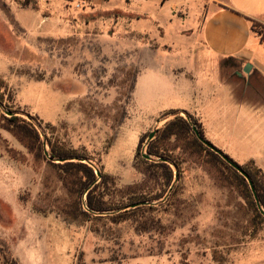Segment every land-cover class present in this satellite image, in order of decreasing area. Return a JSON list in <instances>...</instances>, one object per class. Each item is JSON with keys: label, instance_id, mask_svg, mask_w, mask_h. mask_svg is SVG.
Listing matches in <instances>:
<instances>
[{"label": "rangeland", "instance_id": "obj_1", "mask_svg": "<svg viewBox=\"0 0 264 264\" xmlns=\"http://www.w3.org/2000/svg\"><path fill=\"white\" fill-rule=\"evenodd\" d=\"M131 20L107 4L0 0V264H264V230L253 237L244 223L250 206L241 190L221 188L193 162L182 164L177 207L139 213L154 228L138 232L133 221L107 219L67 224L55 213L34 211L35 204L54 203L62 189L49 155L45 161L30 154L6 130L4 117L32 122L48 154V141L64 143L96 170L124 175L114 176L118 187L106 186L114 194L140 179L135 163L156 160L147 150L159 129L177 115L188 118L164 115L179 105L174 83L184 79L174 71L183 64L182 46L134 32ZM252 83L250 100L264 112V81ZM243 89L237 99L245 100ZM239 164L264 172L257 161Z\"/></svg>", "mask_w": 264, "mask_h": 264}, {"label": "crops", "instance_id": "obj_2", "mask_svg": "<svg viewBox=\"0 0 264 264\" xmlns=\"http://www.w3.org/2000/svg\"><path fill=\"white\" fill-rule=\"evenodd\" d=\"M88 2L93 7L107 4V9L118 8L127 17L133 16L127 27L150 34L162 46L180 44L183 64L174 71L184 79L174 83L179 105L165 112L193 116L203 126L205 137L237 163L253 160L264 166V112L256 110L258 106L249 97L254 77L264 81V41L254 33L251 21L264 26V0ZM248 64L251 69L246 73ZM140 77L141 74L136 90ZM240 87L244 88L243 96H248L245 100L237 99ZM261 102L264 104L263 98ZM253 135L255 140L250 141ZM115 174V177H124L121 173Z\"/></svg>", "mask_w": 264, "mask_h": 264}, {"label": "trees", "instance_id": "obj_3", "mask_svg": "<svg viewBox=\"0 0 264 264\" xmlns=\"http://www.w3.org/2000/svg\"><path fill=\"white\" fill-rule=\"evenodd\" d=\"M67 1L72 2V0ZM251 21L254 33L264 41V26L257 21ZM139 76L135 79L133 92L136 91ZM170 113L178 112L171 111L164 115ZM4 119L7 123L6 130L30 154L47 161L42 139L32 122L16 115L11 118L4 117ZM193 125L207 139L203 126L191 115H188V118L177 115L174 119L167 121L159 129L155 138L151 140L147 150L156 160L142 159L140 164L135 163V172L140 179L124 185L117 194L106 192L108 186H118L115 177L106 174L103 167L96 170L89 163L84 162L88 158L80 154L78 150L65 148L64 143L59 146L57 143L53 144L48 141L51 161L47 162L54 169L55 183L60 185L62 193L55 198L54 203L35 204L34 211L44 216L55 213L67 224L81 225L88 221L107 219L115 224L133 221L138 232L146 228H154L157 223L155 221H140L139 213L143 211L155 212L157 209L169 205L177 207V198L180 197L184 172L182 164L193 162L206 171L210 177H213L221 188L241 190L240 193H243L250 206L248 209L250 220L244 221V223L248 224L247 228L252 232L253 237H256L261 230H264V215L257 206L248 181L197 138L193 131ZM138 155L139 152H137V157ZM227 156L230 158L229 155ZM160 158L168 159L175 166L176 171L169 162L157 160ZM61 160V163H55ZM254 162L251 160L250 164H254ZM240 166L253 181L259 203L264 210V172L262 169H257L254 172L249 167ZM96 171L101 173L100 178ZM47 186L49 187L48 184ZM243 188L246 193L243 192ZM85 194L86 201L84 203L83 196ZM116 197H120L121 200L117 206L112 201ZM70 200H74V204L68 203ZM151 203H159V207L151 205ZM134 205L136 207H133ZM13 264H17L16 260H13Z\"/></svg>", "mask_w": 264, "mask_h": 264}, {"label": "water", "instance_id": "obj_4", "mask_svg": "<svg viewBox=\"0 0 264 264\" xmlns=\"http://www.w3.org/2000/svg\"><path fill=\"white\" fill-rule=\"evenodd\" d=\"M251 69V65L248 64L245 72L248 73L249 70ZM11 115V114H10ZM193 131L195 133V135L197 136V138L204 144L206 145L209 149H211L212 151H214L215 153H217L224 161H226L230 166H232L236 171H238L249 183L250 188L252 190V193L255 197L257 206L259 208V210L261 211V213L264 215V210L261 207V204L259 203V198L254 186L253 181L251 180V178L249 177V175L243 170V168L237 164L236 162H234L233 160H231L224 152H222L221 150H219L216 146H214L211 142H209L207 139H205L199 132V130L197 129V127L195 125H193ZM153 136H151L152 138ZM45 154L48 156V152L46 151ZM145 157L147 159H151L150 156L145 155ZM163 162H166V160H162ZM62 162V160L60 161ZM97 176L100 178L101 177V173L99 171L96 172ZM133 207H136V205H134Z\"/></svg>", "mask_w": 264, "mask_h": 264}, {"label": "built area", "instance_id": "obj_5", "mask_svg": "<svg viewBox=\"0 0 264 264\" xmlns=\"http://www.w3.org/2000/svg\"><path fill=\"white\" fill-rule=\"evenodd\" d=\"M88 0H77L76 4L78 7H81L84 4H87Z\"/></svg>", "mask_w": 264, "mask_h": 264}]
</instances>
